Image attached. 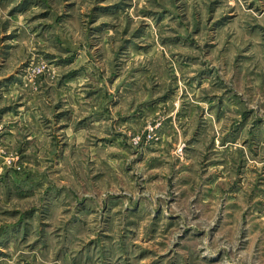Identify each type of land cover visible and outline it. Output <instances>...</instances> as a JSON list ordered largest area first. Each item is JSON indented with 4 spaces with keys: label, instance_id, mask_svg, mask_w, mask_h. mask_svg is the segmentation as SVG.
<instances>
[{
    "label": "rangeland",
    "instance_id": "rangeland-1",
    "mask_svg": "<svg viewBox=\"0 0 264 264\" xmlns=\"http://www.w3.org/2000/svg\"><path fill=\"white\" fill-rule=\"evenodd\" d=\"M11 44L0 262L264 264V0H0Z\"/></svg>",
    "mask_w": 264,
    "mask_h": 264
},
{
    "label": "crops",
    "instance_id": "crops-1",
    "mask_svg": "<svg viewBox=\"0 0 264 264\" xmlns=\"http://www.w3.org/2000/svg\"><path fill=\"white\" fill-rule=\"evenodd\" d=\"M11 31L9 29H7V31L4 33V35L10 33ZM13 35H17L15 33H13ZM15 38L14 41L16 40L17 37H13ZM19 47L16 44H11V46H6L5 48L0 50V90H4L5 86H9L10 88L12 87L13 90L11 93L13 95L12 100H17L15 99L17 96V93H19V91L16 89H14L15 85V80H16V74L14 72H11L9 74H5L6 72V68H5V62L9 59L8 55L9 54H14L15 50L19 52ZM15 57H12L11 60L13 61L12 65L15 63L14 59ZM10 64V62H7ZM18 68H16L17 70ZM20 69V68H19ZM19 69L17 71H19ZM16 71V72H17ZM10 74H13L10 76ZM48 92H50L51 90L46 89ZM16 92V95H15ZM4 96L9 97L10 95H5ZM20 95V93H19ZM123 98H121V100H126L127 97H125V94L122 95ZM108 98H109V102L112 101V97L110 96V94H108ZM114 100H116V98H113ZM30 100V99H29ZM119 100V99H118ZM120 100V101H121ZM29 103H24L25 104V109L22 110L24 107L23 106H17L16 108L14 107L15 105L12 104V106L6 105V106H2L5 107L4 109L6 110H1L0 111V139L3 143L7 144L9 147H15L18 145V143L21 140V135L24 131V125L27 127L28 125H33L31 126L34 129V132L31 136H28V140H31L32 138L35 137V139L37 140L38 137L34 136L35 132H42V124L40 121V118H43L42 115V111L37 110V103L28 101ZM18 103H22L21 99L20 101H18ZM8 104V102H7ZM1 109V108H0ZM47 117V116H46ZM125 118V123L126 121H128ZM123 124L124 126H126L127 124ZM28 124V125H27ZM117 124V123H115ZM113 124V125H115ZM65 129H67L66 131L68 132V130L70 129L69 127H64ZM29 130V134H31V128L28 127ZM48 144H50V142H47ZM3 168V167H0ZM0 174V178H1ZM4 175H2L3 177ZM11 176V174L9 175ZM22 181L26 178H22V176H20ZM3 180V178H2ZM1 187V186H0ZM82 209V208H81ZM11 211V209H10ZM33 216H35L36 214V209H34L33 211ZM28 219H25L22 221H18L17 222V227L12 230L10 229V227L5 226V224L3 222H0V247L1 245H3L4 243H8L7 241V237L9 236V233L11 231L14 232L13 236H16L17 234L20 236L22 235V229H23V233H25L24 229H25V224L29 223V219L31 216V210H29L28 212ZM31 233V232H30ZM36 239V236H34V240ZM30 240V239H29ZM36 241V240H35ZM15 244V243H14ZM2 252H0L1 255ZM18 254L13 255L12 261L14 262V260L17 258ZM35 253L29 254L28 253V259L30 260V257L32 259H34ZM1 259V258H0ZM5 259V258H2ZM11 262V261H10ZM12 263V262H11ZM0 264H3L2 262H0ZM13 264V263H12Z\"/></svg>",
    "mask_w": 264,
    "mask_h": 264
}]
</instances>
